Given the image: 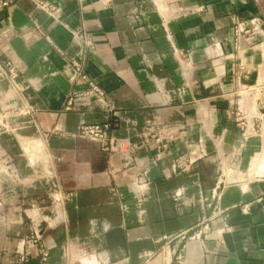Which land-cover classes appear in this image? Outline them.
Instances as JSON below:
<instances>
[{"label":"crops","instance_id":"1","mask_svg":"<svg viewBox=\"0 0 264 264\" xmlns=\"http://www.w3.org/2000/svg\"><path fill=\"white\" fill-rule=\"evenodd\" d=\"M237 24L255 30L238 50ZM262 33L264 0H23L1 13L0 264H41L42 250L46 264H264L263 141L234 117L252 127L264 108ZM74 64L109 112L65 110ZM106 115L104 150L78 131ZM154 127L170 133L163 147Z\"/></svg>","mask_w":264,"mask_h":264},{"label":"built area","instance_id":"2","mask_svg":"<svg viewBox=\"0 0 264 264\" xmlns=\"http://www.w3.org/2000/svg\"><path fill=\"white\" fill-rule=\"evenodd\" d=\"M23 0H0V14L6 11L11 5L18 4ZM234 47L235 49H239L242 39H247L251 35L255 34V30L253 28L247 27L245 24H237L234 27ZM264 38V33H262ZM10 75L15 76V70L13 68L9 69ZM73 83L76 87H79L80 90L71 97H69L67 101V105L65 110L71 111L75 110L74 104L79 103L84 107L89 109L91 106L97 107L104 112L110 111L109 99L106 93L100 89L84 72L82 67L78 64H74V74L72 77ZM234 117L236 120V125L241 132L246 130H250L252 134L259 136L263 141V153L261 158H264V108L260 111V113L255 117V122L252 127H249L246 118L243 115V112L239 109L234 111ZM114 124L113 120L106 115L105 120L99 124L92 125H83L79 131L78 135L82 137H86L91 139L92 141L97 142L104 150L111 148V139H109V134L113 130ZM149 131H154L158 134V137L154 139V142L160 147H163L160 144V139L163 138L164 133L169 138L170 133H167L163 128H150ZM182 162L186 161L187 158H181ZM244 178L247 179L248 174L243 175ZM40 240V235L37 232H34L28 239L29 242L33 244H38ZM48 258V253L45 250L41 252V264H46Z\"/></svg>","mask_w":264,"mask_h":264},{"label":"rangeland","instance_id":"3","mask_svg":"<svg viewBox=\"0 0 264 264\" xmlns=\"http://www.w3.org/2000/svg\"><path fill=\"white\" fill-rule=\"evenodd\" d=\"M256 93H258V91H257ZM240 94L243 96L245 93H243V92L241 91ZM243 98H244V96H243ZM259 160H260V163H261V164L258 163V165H259V166H260V165L263 166V165H264V158L262 157V158H260ZM225 170H226V169H225ZM227 173H228V175H227ZM226 175L228 176V177H227V179H228L227 181H230V180L232 181L233 174H231V172L226 171Z\"/></svg>","mask_w":264,"mask_h":264},{"label":"water","instance_id":"4","mask_svg":"<svg viewBox=\"0 0 264 264\" xmlns=\"http://www.w3.org/2000/svg\"><path fill=\"white\" fill-rule=\"evenodd\" d=\"M239 134H240V136H243V135H242V133H241V131H240V133H239Z\"/></svg>","mask_w":264,"mask_h":264},{"label":"bare ground","instance_id":"5","mask_svg":"<svg viewBox=\"0 0 264 264\" xmlns=\"http://www.w3.org/2000/svg\"><path fill=\"white\" fill-rule=\"evenodd\" d=\"M264 46V45H263ZM256 100V99H255ZM256 104V103H255ZM264 167V166H263ZM255 173V172H254Z\"/></svg>","mask_w":264,"mask_h":264}]
</instances>
